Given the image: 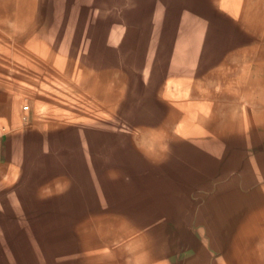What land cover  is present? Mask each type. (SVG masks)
Masks as SVG:
<instances>
[{
    "label": "bare ground",
    "instance_id": "1",
    "mask_svg": "<svg viewBox=\"0 0 264 264\" xmlns=\"http://www.w3.org/2000/svg\"><path fill=\"white\" fill-rule=\"evenodd\" d=\"M101 1L80 5L79 0H48V7L47 0H0V72L17 69L24 83L15 84L34 93L35 127L47 131L41 135L45 150L56 147L63 125L80 122L72 129L77 143L86 135L88 150L80 158L97 163L94 146L117 132L123 123L117 115L131 107L135 116L129 148L149 161L148 169L164 168L170 175L179 164L185 168L192 152L209 140L241 138L254 127L264 130V0H118L105 9ZM36 16L52 19L46 41L29 28ZM10 105L30 108L15 97ZM54 131L56 136L49 133ZM28 139L27 134L16 140L21 169L14 176L8 173V180L25 176ZM183 146L187 149L182 151ZM197 163L187 165L198 169ZM78 165L73 162L69 169L85 176L60 177L58 168L41 169L40 185L29 193L35 197L34 208L20 210L48 211L59 205L66 214L69 199L73 205L87 201L79 216L97 210L89 165L87 170ZM47 200L50 207L43 205ZM259 215L264 224V213ZM7 226L0 230V245L11 253L2 264H26L27 252L13 248L20 241L25 244V234L17 232L16 238ZM75 230L80 256L75 260L70 254L69 264H161L146 258L143 233L116 215H88ZM56 235L45 241H55ZM243 235L239 251L252 254V264H264L257 262L264 258V228L255 226L253 233Z\"/></svg>",
    "mask_w": 264,
    "mask_h": 264
},
{
    "label": "rangeland",
    "instance_id": "2",
    "mask_svg": "<svg viewBox=\"0 0 264 264\" xmlns=\"http://www.w3.org/2000/svg\"><path fill=\"white\" fill-rule=\"evenodd\" d=\"M87 1L89 0H79L78 3L84 5ZM117 1L105 0L99 5L105 9L115 5ZM47 4L49 7L48 0ZM51 24L50 16H36L29 28L40 36L39 39L46 41L44 36L51 35ZM14 38L12 42L18 40ZM16 72L15 70L10 72L7 68L4 72H0V187L2 189L0 190V230L7 224L16 238H18L16 233L23 231L25 244L20 241L13 248L17 252L19 248L27 252L26 264H69L70 254H74L75 260L78 259L80 252L75 243L80 239L75 228L81 224V221L86 220L88 215H116L125 219L129 225L135 226L143 233L144 246L148 253L146 258L157 260L161 264H252L250 257L253 255L242 253L238 245L242 240L243 232L244 237L248 233H253L255 226L259 229L264 228L263 220L259 221L261 218L259 214L264 213V130L254 127L241 138L209 140L205 143L206 147L192 152L194 154L189 161L184 160L185 168L182 166L183 163L179 164V167L169 175L165 174L164 168L148 169L149 161L142 154L129 148L132 135L131 120L135 113L132 112L131 107H126L116 117V119L120 118L118 121L123 122L117 132L105 141L95 143L94 149L100 160L97 163L96 159L93 161L86 158L87 160L83 161L80 158L81 153L88 150L84 147L87 144L83 142L86 141V135H82L80 137L82 141L77 143L76 132L72 130L73 127L82 125L80 122L63 125L61 127L63 131L59 134L61 140L58 142V138L53 136L57 141L56 147L44 149L41 135L47 134V131L38 132L35 127L37 114L34 93L15 84V81L24 83L17 77L20 73ZM13 97L24 100V104L30 106L29 110H23L21 107L17 110L11 107ZM19 121H22L23 125ZM5 125H10L11 130L6 131ZM19 125H22L23 129ZM49 133L56 134L55 131ZM27 134L29 139L26 146L29 156L26 159L25 176L17 182L14 179L8 180V173L14 176L13 174L21 169L19 165L21 151L17 149L16 143L19 142L16 140ZM3 142H6L5 146ZM183 147L180 150L187 149ZM198 158H202L203 161ZM169 160L168 162H171L172 158ZM80 161L83 163L78 165ZM73 162L75 165L77 163L78 168L82 167L86 170L89 165L91 186L97 190L95 207L100 209L92 208L90 212L79 216L78 211L86 207L87 201L79 199L77 200L79 205H73L69 199L65 202L68 205H66V214L60 211L62 206L59 205L51 207L48 211L20 210V208L23 210L34 208L35 197L29 193L36 186L39 187L38 176L41 175L42 170L58 168L55 174L60 177L85 176V172L81 174L69 169ZM195 162H198L196 164L198 169L187 165ZM114 164H117V167H112ZM163 165L165 164L160 167ZM79 193L76 197H79ZM48 202V200L44 201L43 205L50 207L51 200ZM6 203L11 204L12 209L6 210ZM116 207H120L121 210H116ZM19 227L23 230H18ZM51 234H57L56 239L47 242ZM1 240L0 231V242ZM2 247L0 245V251ZM1 252L0 264H2L1 259L4 260L6 254L11 253V249L4 246ZM51 256H55L57 261L55 259L48 261ZM258 258L260 259L257 262L262 260L264 263V258Z\"/></svg>",
    "mask_w": 264,
    "mask_h": 264
}]
</instances>
